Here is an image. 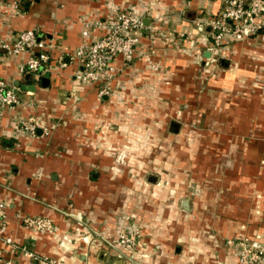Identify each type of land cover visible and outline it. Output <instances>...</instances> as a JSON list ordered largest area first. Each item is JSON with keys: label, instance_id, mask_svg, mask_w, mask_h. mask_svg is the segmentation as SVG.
<instances>
[{"label": "crops", "instance_id": "crops-1", "mask_svg": "<svg viewBox=\"0 0 264 264\" xmlns=\"http://www.w3.org/2000/svg\"><path fill=\"white\" fill-rule=\"evenodd\" d=\"M224 2L0 0V42L36 30L53 45L39 77L20 71L29 53L0 55L23 101L2 120L0 204L7 236L36 255L0 240V264H239L240 241L264 247V31L216 54L205 23ZM131 7L146 26L139 56L117 58L124 72L101 99L68 54L92 42L86 23ZM29 116L49 135L20 132ZM118 228L139 229L142 246L116 250Z\"/></svg>", "mask_w": 264, "mask_h": 264}, {"label": "built area", "instance_id": "built-area-1", "mask_svg": "<svg viewBox=\"0 0 264 264\" xmlns=\"http://www.w3.org/2000/svg\"><path fill=\"white\" fill-rule=\"evenodd\" d=\"M17 7L18 4L15 3ZM205 25L211 27L213 51L222 53L223 48L231 42H241L264 31V0H225L222 12L211 18ZM146 26L143 15L134 8L122 10L113 21H96L86 23L83 28L85 39L93 38L88 45L79 47L68 54L78 65L74 72L76 82L97 87L101 99L112 98L114 89L111 84L118 82L124 72V65L134 62L139 56L141 37ZM105 31L100 37H94L96 31ZM52 44L42 41L36 30H23L10 41L0 42V55L18 57L29 53L26 63L20 66L25 74L39 77L46 71V65L52 60ZM117 58L124 60L123 67L115 64ZM59 67H65L63 57L58 60ZM21 88L0 78V129L6 108L22 107ZM74 94V93H72ZM20 132L37 137L39 130L44 136L49 135V127L35 116H29L19 123ZM21 224L36 232H52L54 223L48 217L19 216ZM7 214L5 205L0 204V240L16 246L15 250L29 253L26 246H19L7 236ZM111 246L119 251H135L142 246V233L139 229L118 228ZM239 264H264V247L248 239L239 243ZM49 264H64L55 259L44 258Z\"/></svg>", "mask_w": 264, "mask_h": 264}, {"label": "water", "instance_id": "water-1", "mask_svg": "<svg viewBox=\"0 0 264 264\" xmlns=\"http://www.w3.org/2000/svg\"><path fill=\"white\" fill-rule=\"evenodd\" d=\"M26 90H34L33 88L31 89V87L27 86Z\"/></svg>", "mask_w": 264, "mask_h": 264}]
</instances>
